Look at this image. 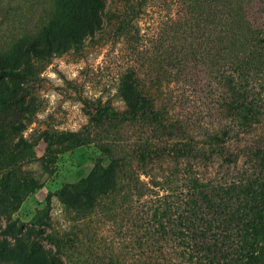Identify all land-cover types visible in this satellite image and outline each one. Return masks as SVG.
Returning <instances> with one entry per match:
<instances>
[{
	"label": "trees",
	"instance_id": "trees-1",
	"mask_svg": "<svg viewBox=\"0 0 264 264\" xmlns=\"http://www.w3.org/2000/svg\"><path fill=\"white\" fill-rule=\"evenodd\" d=\"M124 1L132 11H145V6L152 10L156 27L134 46L140 47L142 62L121 75L117 92L122 107L98 104L89 117L111 127L138 126L150 135H139L128 148L121 130L123 141L117 149L109 140H100L98 148L104 155L94 158L84 178L61 189L62 202L86 215L96 209L113 212L144 205L150 213L144 229L148 223L153 227L145 233H155L158 244L172 236L178 241L175 254L184 255L191 264H264V150L252 152L251 160L261 172L247 180L218 181L199 169L202 161L214 156L235 161L227 142L264 121V0ZM100 12H104L102 0H93L84 9L76 5L67 16L70 39L77 40L74 27L80 26L92 38L102 25ZM55 17L52 14L25 42L24 53L41 57L60 52L62 45H53L58 38L51 37ZM130 23L124 15L120 28L129 33ZM9 54L11 49L0 51V80L26 75L6 63ZM196 67L207 79L211 108L217 115L211 126L201 125L200 137L190 132V122L181 115L192 104L180 109L170 88L191 79ZM16 100L0 95L5 109ZM11 132L12 125L0 127V140ZM61 138L76 146L88 142L90 135L64 131ZM12 227L8 224L1 231L7 233ZM15 238L23 243L19 235ZM54 264H62L59 257ZM137 264L170 263L157 258Z\"/></svg>",
	"mask_w": 264,
	"mask_h": 264
},
{
	"label": "rangeland",
	"instance_id": "rangeland-1",
	"mask_svg": "<svg viewBox=\"0 0 264 264\" xmlns=\"http://www.w3.org/2000/svg\"><path fill=\"white\" fill-rule=\"evenodd\" d=\"M102 1L101 28L89 38L83 26L74 27V41L66 31L67 16L76 5L84 9L93 0H0V51L11 49L6 63L26 73L0 80L1 97L17 99L10 109L0 104V127L12 125V132L0 140V264H18L14 257L29 264H54L58 257L62 264H137L157 258L191 264L184 255L175 254L178 241L172 236L158 244L155 233H145L153 227L148 223L144 229L150 215L144 205L113 212L96 209L86 215L61 200V189L84 178L94 158L104 155L98 148L100 140H109L117 149L123 141L121 130L128 148L139 135H150L138 126L111 127L89 117L98 104L122 107L117 92L121 75L140 63V47L134 46L156 27L146 6L145 11H132L124 0ZM52 14L56 17L51 37L58 38L53 45L61 44L60 52L41 57L24 53L21 47ZM124 15L131 21L129 33L120 28ZM196 69L191 79L170 88L180 109L192 104L181 115L190 122V132L200 137L201 125L211 126L217 115L211 108L207 79ZM78 130L89 133L85 144L71 146L69 140H59L61 132ZM256 148L264 150V121L227 142L235 161L214 156L201 162V174L218 181L254 177L261 172L251 160ZM8 224L12 230L3 233Z\"/></svg>",
	"mask_w": 264,
	"mask_h": 264
}]
</instances>
